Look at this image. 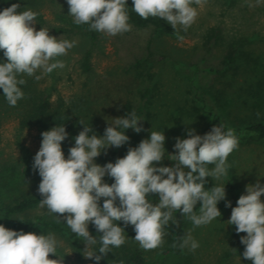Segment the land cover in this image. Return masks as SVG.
I'll use <instances>...</instances> for the list:
<instances>
[{"label":"clouds","instance_id":"9594fccd","mask_svg":"<svg viewBox=\"0 0 264 264\" xmlns=\"http://www.w3.org/2000/svg\"><path fill=\"white\" fill-rule=\"evenodd\" d=\"M67 3L77 25L89 24L91 30L111 36L131 31L127 0H67ZM194 3L199 5L201 0H133V10L143 19H165L182 40L178 26L187 31L195 22L198 11L192 7ZM254 6L249 4V7ZM19 8V4H13L0 12V51L8 61L0 63V89L10 106H16L24 98L18 85L26 81L18 79V75L33 76L41 69L44 73L63 69V61H51L67 55L75 46V42L50 36L45 28L37 31L34 25L38 13L31 9L18 13ZM113 121L103 137L95 134L89 137L92 128L84 126L75 137V147L69 149L67 159L62 151V142L68 138L65 127L57 126L43 132L42 146L33 164L34 171L38 170L42 177L38 192L43 200L39 207H46L49 213L55 214L58 222L61 219L57 214L63 216L72 233L86 244L85 258L94 259L96 264L112 247L118 248L126 242L124 229L114 221L134 226L135 240L148 251L162 247L167 235L165 227L173 220L174 210L187 216L197 227L220 217L217 205L226 199L225 186L207 191L206 178L218 180L226 176L231 167L228 157L239 148L235 130L227 128L225 131L221 123L204 136L192 130L188 133L191 138H178L175 144L178 155L169 157L176 162L175 167H154L153 162H161L165 156L166 137L163 132L152 131L150 140L130 148L125 158L101 167L94 160L103 150L119 148L129 142L125 132L118 129L143 131L142 120L134 111L127 118ZM208 165L214 167L210 170ZM185 167L190 171L185 172ZM105 175L114 178L115 183L111 186L104 183ZM246 192L239 198L238 206L232 209L228 224L235 225L237 233H247L241 238L246 246L244 258L253 264H264V202L261 201L264 186L259 182L255 186L248 185ZM149 194H159L158 205L154 206L147 199ZM102 198L104 203L100 207ZM198 202H202L199 214L194 211ZM226 206L231 207V203ZM89 224L102 233L99 239L90 234ZM173 224L178 225L174 220ZM181 241V249L195 252L199 247L190 233ZM98 242L101 245L98 253L103 255L89 250ZM59 244L52 233L25 234L0 225V264H64V258L57 255ZM50 254L59 259H49Z\"/></svg>","mask_w":264,"mask_h":264},{"label":"rangeland","instance_id":"374dc122","mask_svg":"<svg viewBox=\"0 0 264 264\" xmlns=\"http://www.w3.org/2000/svg\"><path fill=\"white\" fill-rule=\"evenodd\" d=\"M127 1L134 7L133 0ZM13 4L20 5L18 13L28 9L38 13L34 25L37 31L45 28L50 36L75 42V46L67 51V55L51 61H63L65 64L63 69L58 68L51 73H44L41 69L33 76L18 75L17 78L24 79L26 83L18 85L24 92V98L19 100L16 106H10L4 94L0 98V218L14 199L22 195H33L38 190V179L28 167L26 158L38 153L42 140L37 137L36 131L20 127V119L28 109V89L47 95L53 106L62 104L72 110V116L79 125H82L80 123L82 121L83 126L89 128L95 126L101 129L114 123V114L132 92L136 93L146 87L149 81L148 74L155 76L156 88L148 103L150 115L143 124V131L126 146L125 155L130 148H137L142 141L150 140L152 131L163 132L166 137L165 156L161 162H153V166L175 167L176 162L169 157L178 155L175 149L177 139L191 138L188 133L192 130L196 135L204 136L208 134V129L213 124L211 122L217 121L210 106L204 113L206 118H197L195 110L197 98L202 96L201 85L197 81V63L204 58L206 59L204 65L218 66L226 54L227 45L236 39L246 37L254 41L243 48L250 58L249 63L246 62V67L264 69V0H260L259 3L257 0H201L199 5L194 3L192 7L198 11L195 22L187 31H184L182 26H178L182 40L178 39L177 33L174 36L158 35L151 27L137 28L129 22L131 31L115 36L100 32L98 39L92 41L88 35L62 31L68 27V20H74L70 15L67 0H12L6 5L11 7ZM249 4L255 6L249 7ZM211 29L219 30L223 43L214 47L212 53L208 55L202 44L204 36ZM86 52L91 53V70L88 72H85L81 66ZM149 53L151 54L149 66L144 65L138 69L133 67L137 58ZM6 62H8L6 58L2 57L0 63ZM257 63L259 64L256 65ZM141 73L145 75L141 76ZM36 76L40 79L37 80ZM212 84L215 89L226 88L227 92L237 100V95H246L250 82L246 83V78L241 73L236 77L230 74L224 79L213 80ZM235 99L230 101L233 107H235ZM235 134L240 135L241 138L248 136L247 133L235 132ZM62 151L67 159L70 153L63 149ZM94 162L101 166L95 160ZM228 163L231 165V178L237 187L239 198L247 194L248 185L255 186L259 182L264 186V143L252 142L239 145L238 150L228 157ZM213 167L214 165H208L210 170ZM183 170L190 171L186 167ZM105 180L106 175L103 182ZM206 181L207 191L215 186H225L226 199L217 205L221 216L207 225L197 227L186 216L184 236L190 233L199 243L195 252L184 248L180 253L169 255L165 260L160 261L158 254L171 247L170 234L165 231L167 235L162 247L146 251L135 240L134 226L129 224L126 238L143 252L147 263H250L243 254L233 253L231 245L225 238L226 231L230 228L228 221L233 209L226 179L224 176L218 180L207 177ZM147 199L154 206L160 202L159 194H149ZM261 201L264 202V196L261 197ZM229 202L231 207L226 206ZM201 207L202 202H198L194 211L199 214ZM57 216L61 219L59 222L67 226L63 216L60 214ZM38 218L58 221L55 214L49 213L46 207L40 208L38 205L23 213L14 214L4 222V227L12 230L10 225L17 220L34 221ZM67 229L66 234L48 229L24 233L54 234L60 242L57 255L64 258V264H95L84 256L86 244L72 233L69 227ZM88 230L90 232V224ZM241 236L246 237L247 233H241ZM92 248L93 246L89 250L92 251ZM78 253L82 257L81 260L78 258ZM59 257L50 254L49 259H59Z\"/></svg>","mask_w":264,"mask_h":264},{"label":"trees","instance_id":"16d2710c","mask_svg":"<svg viewBox=\"0 0 264 264\" xmlns=\"http://www.w3.org/2000/svg\"><path fill=\"white\" fill-rule=\"evenodd\" d=\"M12 0H0V11L8 7L6 4ZM5 8V9H4ZM128 1L126 6V11L129 16V21L137 28L151 27L154 32L158 35L164 36H174L176 34L172 26L165 20L158 17H149L148 19L141 18L135 11ZM68 27L62 29L66 33L74 34H84L88 35L92 41H96L99 37L98 31L91 30L89 24L77 25L74 20L67 21ZM61 31V30H60ZM253 39L250 38H239L229 43L226 48V54L224 55L221 63L218 66L204 65L206 59L202 58L200 63H197V81L201 85L202 96L197 98V118H206L205 112L206 108L211 107V111L215 113L217 121H212L213 123L209 129L208 133L211 132L213 127L220 126L221 123L225 125V131L227 128H232L236 133H247V137H237L239 138V145H247L252 142L263 144L264 143V69H257L253 67H246V62L249 63V55H247L243 48L245 45L253 43ZM223 43V38L220 35L219 30L211 29L203 39V46L206 49V53L210 55L214 49ZM90 52H86L82 60V68L85 72L91 70L90 67ZM4 57V54L0 51V60ZM151 54H147L144 57L137 58L133 67L141 68L142 66H149L151 63ZM239 63V64H238ZM245 63V65H242ZM257 63L256 65H258ZM241 69V70H240ZM253 70L255 72L253 73ZM243 73L246 78V83L250 82L248 87V92L246 95L252 99L246 98V95H237V100L233 95L227 92L226 88L215 89L212 84L213 80L224 79L225 77L232 74L233 76H238ZM253 74V75H251ZM141 73V76H144ZM148 76V83L143 90H138V92H132L129 97L119 107V110L113 116L116 118H127L130 112H135L138 117L141 118L140 127L143 128V124L147 121L149 117L148 103L152 97V94L156 88L157 79L154 76ZM199 87H197V90ZM200 91V90H199ZM3 90L0 89V98L3 95ZM242 98V99H241ZM235 99V107L233 103L230 102ZM239 101V102H238ZM73 111L67 109L62 104L58 106H53L51 100L47 95L42 92H36L32 89H28V109L22 115L20 119L21 129L34 130L37 133V137L42 140V133L45 131H50L57 126H64L66 132L68 133V138L62 142V149L69 153V149L75 147V137L79 135L81 131L84 130L83 125L79 123L72 116ZM113 124V123H111ZM110 126V124H109ZM108 126V127H109ZM93 134L103 137L107 127L98 129L95 126H91ZM119 131L125 132L129 137V142L136 137L138 134L133 129H118ZM128 142V143H129ZM116 148L109 147L101 152V155L95 158L101 166H106L108 163H115L118 159L125 158V148L128 145ZM34 157L29 156L26 158L28 167L33 170L38 179V188L42 182V177H40L38 170L33 169ZM226 179L227 187L232 198V207L238 206L239 194L234 181L231 178V167L228 169V174L224 176ZM107 183L111 186L115 183L114 178L106 175ZM43 197L39 194L38 190L33 195H22L13 202L9 203L5 210L2 218H0V225L4 226V222L10 219L14 214L23 213L28 211L40 204ZM100 207H103L104 198L101 199ZM116 205L119 206V200L117 199ZM173 220L177 222L178 225L173 224V220L169 221V226L165 227V231L171 236V247L162 250L158 254V260L163 261L169 255L178 254L182 251L179 244L182 242L181 238L184 237V232L186 228L187 217L182 215L180 211H173ZM114 223L119 224L121 228L124 229V235L129 230V225H125L122 221H114ZM11 229L14 231L23 232H33L37 229H48L60 234H66L68 232V227L56 220H46L43 218L35 219L34 221L27 220H17L10 225ZM90 234L99 239L102 233L98 232L93 224H90ZM225 238L227 242L232 247V252L235 254H243L246 246L241 243V233H237L236 226L230 225V228L226 231ZM173 245H176L175 247ZM101 245L99 242L93 246L92 252L97 253V255H103L98 253L99 247ZM78 258L81 260L82 257L78 253ZM93 263L96 264L94 259H91ZM157 262V261H156ZM251 264V260H249ZM99 264H157V263H147L143 255V252L134 246L130 240L126 238L125 244L116 248L112 247L111 252L100 260Z\"/></svg>","mask_w":264,"mask_h":264}]
</instances>
